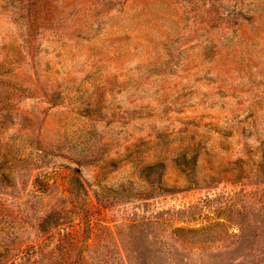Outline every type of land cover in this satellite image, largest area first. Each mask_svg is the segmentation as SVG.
<instances>
[{"label": "rangeland", "instance_id": "1", "mask_svg": "<svg viewBox=\"0 0 264 264\" xmlns=\"http://www.w3.org/2000/svg\"><path fill=\"white\" fill-rule=\"evenodd\" d=\"M0 264H264V0H0Z\"/></svg>", "mask_w": 264, "mask_h": 264}, {"label": "trees", "instance_id": "2", "mask_svg": "<svg viewBox=\"0 0 264 264\" xmlns=\"http://www.w3.org/2000/svg\"><path fill=\"white\" fill-rule=\"evenodd\" d=\"M150 168H152V166H150ZM176 231H178V230H176ZM180 231H186V232H188V233H198L199 232V230H196V229H180ZM41 232H46L45 231V229H43V230H41ZM246 240V235H245V233H242L239 237H238V241L236 242L237 244V246H242L241 244L243 243V241H245Z\"/></svg>", "mask_w": 264, "mask_h": 264}, {"label": "built area", "instance_id": "3", "mask_svg": "<svg viewBox=\"0 0 264 264\" xmlns=\"http://www.w3.org/2000/svg\"><path fill=\"white\" fill-rule=\"evenodd\" d=\"M235 231V229H233Z\"/></svg>", "mask_w": 264, "mask_h": 264}]
</instances>
